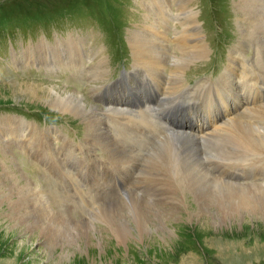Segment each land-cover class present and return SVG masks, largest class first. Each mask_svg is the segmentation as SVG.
I'll list each match as a JSON object with an SVG mask.
<instances>
[{"label": "rangeland", "instance_id": "rangeland-1", "mask_svg": "<svg viewBox=\"0 0 264 264\" xmlns=\"http://www.w3.org/2000/svg\"><path fill=\"white\" fill-rule=\"evenodd\" d=\"M7 1L10 2L0 4V19L5 21L0 25V180L4 179L5 185L23 191L27 199L37 203L33 204L36 208L40 207L48 214V219L41 210L34 213L27 221V233L24 228L25 233L21 230L13 232L17 228L7 231L10 224L5 223L7 229H0V264H264V218L243 215L242 219L231 220L224 226H213V215L209 214L202 221L198 219L199 223L197 218L188 219L198 205L195 196L182 188L185 183L180 180L204 188L205 192L211 191L208 195L212 197L226 191V187L200 175L190 163L182 166L179 172L164 164L174 172L172 176L161 172L158 165L168 146L155 135L147 138L144 153L132 154L131 158L135 159L132 165L118 166L129 164V150L120 144L115 134L108 131L109 136L104 137L98 132V128L106 124L101 111L110 105L115 106L109 103V97L104 98L105 89L121 90L124 83L135 87L133 79L127 75H137L133 71L139 68L129 43L131 31L161 34L159 40L168 47L164 50L165 61L171 62L166 66L164 76L171 77L173 67L174 71L177 66L184 67L182 82L188 95L191 89L198 94L213 88L224 97L231 96L230 101H233L230 94L239 85L240 73L236 76L230 74L242 72L241 68L235 67L241 59L247 63L251 59L254 63L251 64L264 73L260 51L249 45L245 47L243 42L238 46V37L242 35L239 21L242 14L236 0H189L187 6L194 13L208 54L203 58L175 59V62L172 56H179L182 50L175 32L176 29L181 32L183 27L181 19L180 22L172 20L162 6H154L163 0H152V7L150 0ZM165 1L169 9L172 0ZM178 2L179 8L172 4V9L181 8L183 1ZM263 7L258 8V14L264 17ZM60 9L66 13L60 15ZM45 20L49 22L42 24ZM163 34L173 39L178 49ZM189 38L190 41L182 43L187 51L196 39L188 34ZM153 42L154 39L150 44ZM254 43L260 46V41ZM103 58L109 74L99 79L100 74L95 75L96 65ZM228 67L234 71L229 73ZM32 88L37 91L34 98L24 94ZM54 88L81 97L93 108L91 115L82 117L53 109L42 97L45 91ZM170 93L168 89L166 95L173 96ZM188 95L181 97L185 104L190 103ZM228 106L231 104L224 101L222 108ZM259 114L264 115V108L251 109L250 114L243 116V121L256 137L261 138L264 137V119L256 122L255 117ZM49 119L53 120L51 124L46 122ZM107 138H111L114 145L108 144ZM64 139L74 148L71 153L64 150H72L66 143L63 145ZM27 141L29 147H26ZM149 144L156 147L151 152ZM203 149L213 157L207 145ZM196 155L201 163L196 149L194 155L187 152L186 158L193 162ZM143 156L147 159L144 160ZM140 164L145 165L144 169H135ZM105 166L110 174L98 177L93 172H102ZM210 169L218 172V169ZM159 175H163L161 181L168 190L167 199L150 200L159 195L152 179L159 178ZM138 177L146 178L141 183ZM225 179L255 184L254 187L264 189V176H258L256 181L251 175L245 180L238 176ZM9 205V202L0 204L2 220H13ZM137 208L152 214L179 210L175 220L168 223L174 235L164 239L158 233H152L151 238L155 240L146 239L142 244L133 230L129 239L121 243L117 237L124 231L121 225L131 223L129 215ZM114 217L119 219V226L114 223ZM48 229L64 235L84 234L90 244L86 247L79 243V239L73 242L70 238L67 243L56 241L50 238L55 235L48 233ZM47 243L54 244L51 254L45 250L44 244ZM99 243L102 245L98 246ZM78 246L83 247L79 249Z\"/></svg>", "mask_w": 264, "mask_h": 264}, {"label": "bare ground", "instance_id": "bare-ground-1", "mask_svg": "<svg viewBox=\"0 0 264 264\" xmlns=\"http://www.w3.org/2000/svg\"><path fill=\"white\" fill-rule=\"evenodd\" d=\"M182 1L183 4L180 5V17L183 30L181 32H178L176 29L177 43L179 46H181L182 50L179 56H173V62H175V59L177 61H181L189 56L191 58H203L208 54L206 46L202 41L203 37L200 38L201 34L198 31L194 13L192 10H189V7L187 6L189 0ZM235 2L240 8L242 14L241 18L239 19L241 23L240 26L242 29V35L238 37V46H240V44L243 42L245 47H248L249 45L250 47H254L255 50H259L260 55L263 56L264 67V55L262 54V49L258 48L259 44L257 46V44L254 43V41H260L261 44L259 47H263L264 49V17L258 14V8L261 5H264V0H236ZM172 4H175L177 7L179 5V2L178 0H172ZM149 5L150 7H152V0L149 1ZM154 6H162L165 9L166 13L169 12L168 4L165 0H163V3L159 2L158 4H154ZM140 33L141 32L131 31L129 38L132 54L137 60H134V62H137L136 66L139 67L134 68L133 71L137 72V75H135L136 79H134L135 87H132L130 84H124V86H131L132 88L130 87V89L127 90L128 92L123 91L117 96V102H121L123 108L120 110L124 111L126 114L110 113V111L107 110L101 111V115L105 117L106 124H102V126L98 128V132L101 136L103 135L104 137H108L109 132L112 135L115 134V138L120 142V144L125 149L129 150L128 153L130 157L127 159L129 164L117 165L129 167L135 161V159L131 158L132 154H136V156H138V154L144 153L146 151L147 146H145L141 150H134L133 148L127 146L133 134L141 135L147 132H152L154 134L156 133V139H159L161 143L165 142L166 146H168L165 154L162 157L161 162L158 165L161 172H166L170 176H172L174 172L169 169V166H172L174 170H178L177 172H179L182 166L190 163V165H193L198 170L200 175L208 177L211 180H214L216 184L226 187V191H221L216 197H212V195H208L209 193H211V191L205 192L202 190L204 188L191 186L189 182L180 180V182L185 183L182 188L188 189V191L195 196L197 201L196 204L198 205L197 210L193 213H190V216H188L189 220L197 218V221L199 223V220L202 221L203 219H205V215L209 214L213 215V220H211L213 226H224L227 222L231 220H237L240 218L242 219L241 216L243 215H248L256 219H259L258 217L264 218V189L254 187L255 184L251 183H238L237 181H228L224 179L225 176H223V174L229 172L230 170H232V173H234L236 170H241L242 174L245 176L244 179H247V173L255 178L254 167L255 169H258L259 164H264V137H256L253 132H251L249 127L244 124L243 121V116L250 114L251 109L245 111L244 115L237 117V115H239V112H234L231 106L222 108L224 101L230 104L231 101L229 99L214 98L211 95L213 93V90H207L203 93L200 92L198 94H194L193 89L189 92L190 103L184 106L181 105L180 96L182 95L185 89L184 83L182 82L184 67L177 66L175 71L173 67L172 76L169 78L165 77L164 71L166 69V66L170 65L171 62H169L168 64L165 61L164 50L168 49V47H164L162 41L159 40L161 39V34L156 33V36L155 33ZM188 34H190V36L196 37L194 44L189 46V51L184 50L182 47L183 42L191 40L190 38L188 39ZM163 36L166 37V35L164 34ZM152 39H154V42L150 44V41ZM162 55H164V57ZM237 57H235V59ZM251 63H253L251 59L250 63H247L246 60L241 59L238 60L236 64L242 68L241 74L243 73V70L246 71L245 73H247V78L251 82L254 89L248 87L245 84L243 77H238H240V79L242 80V86L253 90L254 96L261 98L264 97V73L256 69ZM233 64L234 63H232V65ZM96 68L98 70L95 75L100 74L98 76L100 77L99 79L104 78V76L109 71L107 70V62L104 58L100 59V62H98ZM146 68L147 72L152 74L153 76L146 73ZM233 69H227V71H229L230 73L234 71ZM249 69L255 70L251 72ZM237 72L238 71H235L230 75L236 76L235 74H237ZM127 75L129 77V74ZM141 75L142 78L140 77ZM224 78L221 79L224 81ZM170 81L172 82L170 83ZM239 81L240 80H238V84ZM180 84L183 86H178ZM235 85L237 84H234V86ZM168 89L171 90L170 95L173 96L166 95ZM231 92H233V90ZM24 94L31 96V98H34L35 96H37V91L32 88L30 89V91H24ZM42 98L46 100V102L50 104L53 109H59L64 113L69 112L72 114L74 113L77 116L89 117L93 111V108L81 97L75 95L74 93H67L64 91L57 90L55 88L50 91L48 90V92L45 91L44 96ZM221 100H223V102H221ZM258 102L261 101L259 100ZM183 108H185L186 111L190 113L187 115L186 118L179 117L178 120H176V113H178V111H181ZM220 108H222V111H218V109ZM260 108H264V105H261ZM174 109L178 110L173 111ZM104 112H106L105 115ZM199 112H204L207 116H209L210 112L214 114L209 116L208 121L203 122L201 117L198 115ZM216 115H221L224 119L220 124L217 121ZM263 119L264 115L261 117V115L259 114V116L255 117L256 122H262ZM91 122L94 123L93 120ZM190 130L192 131V133L188 132ZM177 136L181 137L178 138ZM15 139L18 141L21 140L19 137H15ZM66 140L67 139L63 140V145L64 143H66L72 148V150L65 148L64 150H67V152L71 153L74 148L69 145ZM107 143L114 145L111 138H107ZM161 143L158 144L156 147H159ZM19 144L22 146L23 141H21ZM27 144L28 141L26 142V147H29L27 146ZM206 145L209 147L210 151H212L213 157L207 154L208 150L206 151L203 149V147ZM148 147L150 152L151 150L153 151L156 148H154L152 144H149ZM175 147H177L178 149L176 148V150ZM195 149L197 150L198 156L201 158V163L200 159L197 158V155L194 156L196 159L193 162H189L186 158V153L190 152L192 155H194ZM168 150H171V152H168ZM185 151L187 152L185 153ZM150 155L151 153L148 154L146 157L150 158ZM59 156H63V154L59 153ZM147 158L144 157V160ZM131 161L132 163H130ZM111 163L116 164L113 161H111ZM164 164L169 166H164ZM144 166L145 165L140 164L137 165V167L135 166V169L140 170L142 168L143 170ZM172 167L171 169H173ZM210 168H213L214 170L218 169V172L214 173L215 171L212 172ZM219 168L223 170L220 172ZM93 172H95L98 177H104L103 175L110 174V170L107 166H105V169L102 172ZM93 172H91V176ZM141 173H138V176L141 177ZM78 176L80 177L79 174ZM121 176L124 175L122 174ZM145 178L146 177L139 179L138 177V179L141 180V183L144 181ZM162 178L163 175H159V178H152L157 187V192H159V195L158 197H151L150 200L157 199L158 201H160L162 199H167L168 190L164 187V184L161 181ZM1 180L0 204H5L6 202H9V204L11 205V215L14 214V216L12 215L13 220L11 218H8L9 221H5L4 219L2 220L0 214V229L1 227L7 229V224L5 223L8 222L10 225L7 231H9L10 228H12V230L13 228H17L16 230H13V232H18L20 230L21 232H24L23 228L25 229V231L28 230L29 223H27V221L31 218V215H35L34 213H37L39 210L43 211V215H45L44 217L48 219V214L44 210H42L40 207L36 208L33 205L37 204L34 200L30 201V198L27 199L23 191L14 189L8 184L5 185L3 183L4 179ZM139 186L142 187L144 185L140 184ZM245 186L250 187L247 189L242 188ZM121 190L122 188L120 189V191ZM100 208L101 207H99V209ZM0 211L2 212V210ZM116 211L120 212L118 210ZM134 211L135 213H130L129 215L131 217V223L123 222L124 225H121L122 230L126 232L123 231L117 234V237L120 239L121 243H125V240L129 239L130 234L133 230L137 232L139 236L138 242H141L142 244L147 241L146 239H149L150 241L155 240H152L151 238L152 233H158V236L163 237L164 239H166V237L171 238V236L174 235L171 230L172 228L170 229L168 223L171 222V219L175 220L176 214H179L180 212L179 210L173 209L169 210L171 213L165 212L154 214L150 213L147 210H141L140 208L133 209V212ZM44 217L42 216L43 219ZM118 220V218L115 219L114 217V223L117 224V226H119ZM200 228L202 230H205L204 226H200ZM49 229L48 233L55 235L50 238H54V240L56 241L67 243V241L70 239L73 242H76L74 240L79 239V243L86 245V247L90 244L89 238L84 234H78V232L77 235H74V233L65 235L57 234L58 232L55 233L50 231ZM51 229L53 228L51 227ZM53 245V243L44 244L47 253L51 254L54 251V247L52 248ZM101 245L100 243L98 244V246ZM82 247L83 246H78L79 249H82ZM65 254H67L66 251Z\"/></svg>", "mask_w": 264, "mask_h": 264}, {"label": "trees", "instance_id": "trees-1", "mask_svg": "<svg viewBox=\"0 0 264 264\" xmlns=\"http://www.w3.org/2000/svg\"><path fill=\"white\" fill-rule=\"evenodd\" d=\"M61 11V9H60ZM57 14L59 13V11L56 12ZM5 21L3 20V18L0 19V25L3 24Z\"/></svg>", "mask_w": 264, "mask_h": 264}]
</instances>
